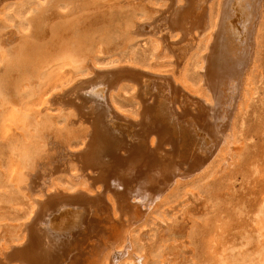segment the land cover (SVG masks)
<instances>
[{"label":"bare ground","instance_id":"obj_1","mask_svg":"<svg viewBox=\"0 0 264 264\" xmlns=\"http://www.w3.org/2000/svg\"><path fill=\"white\" fill-rule=\"evenodd\" d=\"M260 2L261 0H172L165 21L168 28L178 30L179 37L169 43L175 54H181L177 51L176 44L179 48V45L185 43L191 35L198 38L207 30L203 39L208 41L207 47L211 48L209 55L206 56V66L203 67L204 59L201 55L198 59L190 56L185 62V68L178 75L171 71H153L132 64L103 69L95 68V65L89 61L85 65L84 61L87 59L83 58V54L87 52L83 51V41L77 38L71 44L63 42L65 33L56 29V23L51 28L52 32L49 29L43 31V39L45 40L46 34L51 40L49 39L48 43L46 41L47 46L44 44L45 41L44 47L40 45L42 52L40 49L38 51L43 53L44 50L45 55L39 56L41 60L35 64L36 66H32L34 62L31 63L30 60L31 48L29 49L24 43L28 32H19L23 40L19 44L20 47L19 45L14 46L15 48L11 47L10 57H7L8 53L5 49H7L6 45L14 43L15 37L8 35L4 38V34L0 33V48L3 50V66L0 62V74L3 72L0 78L3 118L10 121L13 127L19 129L26 127L24 125L27 119L29 117L35 119L37 114L34 110L35 104L44 102L49 106V103L51 104L56 98L55 101L60 100L63 104L66 102L67 105L75 106L79 119H85L92 124V127L87 126L86 135L80 136L81 140L79 139L77 148L72 150L70 147L67 148V161L61 164L56 158L54 164L51 162L53 165L50 164L48 171L39 170L34 173L35 175L33 173L28 175L36 176L38 179L40 176L52 179L56 172L66 169L67 173L70 172V175L74 176V180H81L77 186L70 189L73 191H69L66 187L60 189L59 182L56 190L52 189L53 185L50 184L52 187L49 186L50 188L40 196L44 195V199L39 197L33 199L31 195L26 197V201L30 204L28 213L31 221L26 222L25 230L21 228L24 234L21 235L18 244H11L0 250V263L5 261L11 264L12 262L123 264L119 262V257L124 253L129 255L130 243L131 246L133 245L131 238L129 241L126 240L127 236L117 242L126 223L129 224V221L135 217H144L152 204L154 206L158 203L159 198L160 202L163 201L164 193L175 181L180 183L181 178L184 180L186 177L192 178V175L201 171L214 157V152L222 140H226L227 131L233 124V117L236 115L243 90L246 89L244 74L254 55V33ZM131 18L127 20H133L134 17ZM33 20L27 17L24 24L26 29L33 30ZM44 20L38 17L36 29ZM52 23L50 22V25ZM136 24V21H133L130 26L134 28ZM181 48H184L183 45ZM146 54L145 57L149 58L150 53L145 52ZM201 66L205 78L209 81L205 83L206 86L208 83L207 87L202 85V74L196 69ZM82 67H87L90 72L94 69L96 74L78 81L74 72ZM125 81L136 86L139 98L137 103H141L142 106L141 118L122 114L121 112L125 110L113 95L114 89ZM50 87L53 91L48 90V95L47 89ZM192 87L198 92L203 91L204 93L200 95L207 96L206 99L211 104L204 106L206 104L204 101L201 106L199 103L203 102V98L195 97ZM153 90L156 95L152 101ZM161 92H168L170 97L168 98L181 109H174L168 98H163ZM163 105L166 108L168 106V111L162 108L165 107ZM175 110L177 115L174 114ZM12 132L10 138L12 135L16 138L18 133ZM5 137L7 139V135ZM7 141L12 140L7 139ZM65 146L67 147L66 144ZM9 158L14 164L11 168L13 173L17 161L12 152ZM20 163L23 166V163ZM31 178L30 181L34 182L35 180ZM21 179L24 180L22 177ZM53 184L55 185V182ZM22 187L30 188V185L26 183ZM165 197L168 196L165 194ZM127 214L129 219L125 218ZM111 220L114 222L112 227L116 222V228L107 227L106 224ZM131 227L132 230L133 226ZM259 228L256 225V229ZM205 259L206 256L203 260Z\"/></svg>","mask_w":264,"mask_h":264},{"label":"rangeland","instance_id":"obj_2","mask_svg":"<svg viewBox=\"0 0 264 264\" xmlns=\"http://www.w3.org/2000/svg\"><path fill=\"white\" fill-rule=\"evenodd\" d=\"M112 1L0 0V33L4 34V38L8 35L15 37L14 43L6 45L7 57H10L9 53H12L11 47L15 48L14 46H18L23 40V36L19 32H28L25 37L28 41L24 38V43L29 46V49L31 48V56L35 55L34 57L30 56V60L31 63L34 62L32 66H36L35 64L41 60H39L41 55H45L44 50L41 53L42 47H44V44L47 46L51 38L46 37L45 34L44 40L43 31L49 29L52 32V26L56 25V29L63 30L65 33L63 42L66 41L67 44H71L77 38L83 41V51L87 52L83 54V58L87 59L84 63L86 62V65L89 61L95 65V68L103 69L132 64L144 66L153 71H171L178 75L185 68V62L190 56H193V59H198L200 55L204 59L203 67L206 66V56L209 55L211 48L207 47L208 41L203 38L208 30L198 38L191 35L185 43L179 45V48L176 44L175 46L177 51L181 53L180 55H176V52L172 50L169 44L170 41H174L179 37L177 35L178 30L168 28L165 21V17L169 15L168 6L172 3V0ZM82 5L83 7H81ZM46 14L45 19L43 15ZM27 17L31 18V21L35 19L32 22V31L26 29L24 25ZM38 17L46 21L41 22L38 29H36ZM131 17H134L133 20L128 21L127 19ZM133 21L137 23L134 28L131 27ZM50 22L54 23L50 25ZM43 23L48 24V26L41 25ZM254 35V55L244 74L246 89L243 90L236 115L233 117V124L227 131L226 140H222L216 152H214V157L201 171L195 173L194 176L192 175V178L186 177L185 180L181 178L180 183L175 181L177 187L174 182L171 186L173 188H170L169 192L166 191L164 197L162 195L163 201L160 202L159 198L158 203L154 206L152 204L150 210H147V214L143 215L145 218L135 217L134 220L129 221V224L126 223L128 228L123 227L124 231L121 233L122 235L119 234L117 242L124 240V236H127L126 240L129 241L131 238L130 241L133 245L131 246L130 243L129 250L131 253L128 252L129 255L124 253L125 257L123 255L119 257L120 263L264 264V0H261L259 4V17ZM84 39H86V42ZM182 45L184 48H181ZM35 47L38 49L36 50ZM39 49L41 52L38 51ZM0 50V62L2 64L3 50L1 48ZM145 52L150 53L149 58L145 57L147 56ZM3 60L5 59L3 58ZM87 67L79 68L78 72L75 70L74 76L78 81L94 75V69L90 72L91 70ZM203 67H197L196 69L202 74V85L204 84V87H207L208 83L207 86L205 83L208 80L205 78L206 75L203 74ZM78 73L82 76H79ZM2 74L3 72L0 74V78ZM135 87L125 81L114 89L113 95L125 110L124 112L120 111L122 114L128 117L141 118L142 106L141 103H137L139 98ZM192 88L195 97L203 98V102L199 103L201 106L204 101L206 103L203 104L204 106L211 104L206 99L207 96L200 95L204 93L203 91L198 92L194 90L195 87ZM48 90L49 92L53 91L51 87L47 89L48 95ZM1 92L2 88H0V250L8 245L18 244V240L24 234L22 229L25 230L26 222L31 221L28 213L30 204L26 201L28 195H31L33 199L37 197L44 199V195L40 197L44 194L43 192L52 185V189L56 190L59 187V182L60 189L66 187L69 191H73L70 189L78 185L81 179L79 181L74 180V176L70 175V172L67 173L66 169L65 171L56 172L53 176L57 179L56 181L53 177L51 179L40 176V179H38L36 176H30L35 180L31 182L28 175L30 173L36 174L39 170L48 171L51 162L54 164L53 161L56 158V160L61 161V164L67 161L69 147L70 150L77 148L76 146L80 143L79 139L81 140L80 136L86 135L87 126L92 127V124L86 122L85 119H79L75 106L67 105L66 102L63 104L58 99V101H55L56 98L51 104L49 103V106L44 102L35 104L34 110L37 113L35 119L38 117L36 120L29 117L27 119L28 124L24 125L26 127H21L22 129L16 128V126L13 127L10 121L3 118ZM161 93H163V98L169 97L168 92ZM155 95L154 93L153 98H151L152 101ZM169 98L168 100L174 109H181ZM177 102L181 104L180 101ZM39 107H41V110H39ZM162 108L166 111L168 106ZM40 111L41 114L39 115ZM175 113L177 115V110L174 111ZM12 131L18 133L16 138L12 134L10 138V132ZM5 135H7V139L13 142L7 141ZM23 140L24 144H22ZM167 145L169 144L167 143ZM11 152L15 156V161H17L13 173L11 168L14 164L9 158ZM20 162L23 163V166ZM19 176L24 180L21 177L18 178ZM26 183H28V186L30 185V188L22 187ZM71 183H74V185L72 184V186ZM165 194L168 197H165ZM125 218L129 219V215L127 214ZM109 223L106 224L108 228L113 226L112 223L114 224L112 220ZM136 225L138 227H134ZM256 225L257 228L260 227V230L256 229ZM131 226L135 229L131 230ZM133 237L134 239H132ZM205 256L207 259L203 260ZM4 262L1 263L11 264ZM12 263L19 264L18 262Z\"/></svg>","mask_w":264,"mask_h":264}]
</instances>
